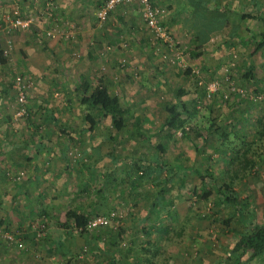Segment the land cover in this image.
<instances>
[{
    "label": "rangeland",
    "instance_id": "1",
    "mask_svg": "<svg viewBox=\"0 0 264 264\" xmlns=\"http://www.w3.org/2000/svg\"><path fill=\"white\" fill-rule=\"evenodd\" d=\"M30 1L33 3L32 5L30 2L32 10L24 12L20 9L18 0H0V44L7 56L5 63L0 61V135H12L32 141L46 136L58 139L77 138L67 151L71 164L74 163L73 174L71 173L66 182L63 177L54 175L47 178H55L54 184L80 186L83 191H80L79 196L85 201H89L88 196L94 194L96 186H99L102 192L114 193L120 186L126 190L123 197L131 198L135 188L132 178L126 176L125 170L128 166L122 158L125 155H145L159 142L165 146L164 160L167 163L172 164L175 154L182 151L183 154L194 153L193 160L185 156L183 162L199 170L209 164L214 167L216 178L223 180L224 175H220L217 169L221 160L217 157L219 153L220 156L223 155L224 148L220 147L217 135L206 133L214 143L208 146L205 153L197 152L192 140L183 137L180 130L168 139L156 132L160 122L159 113L166 101L175 99L173 89L185 87L186 93L181 97L198 109L195 119L201 118L205 122L206 119L202 115L205 116L210 107L211 115L217 122L229 119L232 121V117L237 118L243 108L246 119L240 116L235 130H238V135L244 136V139L250 136L253 128L248 119L253 120L264 108V44L255 50L261 39L258 31L264 30L263 19L244 18L239 22L232 20L226 23L223 16L211 15L210 20L201 24L202 27L206 28L220 21L221 24L210 28L205 37L202 38L199 34L198 39H195L193 31L174 32L167 28L166 6L153 1L163 10V24L167 26L171 37L169 42L157 37L143 22L141 7L133 2L117 5L109 12L105 21L99 24L95 12L104 0L88 1L86 13H67L70 15L67 16V21L62 19L63 15L60 16L59 0H53L51 5L46 3V0ZM240 1L232 0V3L236 5ZM245 2L248 0H242V3ZM70 8L77 9L75 4ZM260 8L264 10V0H260ZM15 9L22 18L29 15L33 17L27 27L13 26L9 23L11 20H3L6 14L10 19ZM133 18L139 19L141 24L137 31L130 29L127 24ZM6 24L10 26L9 31L3 28ZM48 30L51 33H47ZM140 35L144 38L143 45L149 44L147 51H134ZM48 38L57 39L61 43L60 46L48 47L44 42ZM87 51H91L92 56L87 55ZM145 52L149 53L151 61L148 62ZM18 74L28 83L26 100L23 103L17 99L13 85ZM63 74L65 81L58 80V76ZM83 75L90 78L92 85L107 83L110 92L117 94L124 104H128L131 113L139 117L141 125L149 128L147 137L132 125L134 118L129 116L126 128L119 132L111 130L109 117H101L94 129L95 140L88 139L89 135L83 133V127L87 123L84 115L93 110L89 105L81 103L73 89ZM62 83H65V86ZM258 94L261 97L255 98ZM51 112L56 120L48 119ZM196 141L198 144L202 143L201 138ZM227 160L223 159V162ZM258 167L257 175L247 178L251 180L252 187H257L259 191H238L242 199L244 194H249L248 201L254 202L256 197L260 199L264 194V162L259 163ZM20 171L22 175L17 178L16 175ZM11 172L2 179L6 187L24 185L29 178L24 169ZM191 179L199 187L198 191H203L204 185L199 182L198 176L192 173ZM230 182L232 187L237 185L240 188L246 183H237L234 179ZM152 185L157 189L158 186L154 185L153 181L143 184L149 195L152 194ZM166 187V190L171 188L170 185ZM209 187L210 185H205V189ZM121 197L115 200L112 207H106L104 204L99 213L119 211L122 215L117 225L119 228H125V223L132 222V214H137L138 209L125 206L126 199ZM180 198L185 200V203L181 204L179 211L189 213L186 209H190L196 223V235L202 233V237L207 239V257L212 258L219 254V245L222 242L219 236L221 226L216 219L220 220L221 214H230L233 205L225 209L222 200L214 203L213 196L205 199L190 191L183 193ZM210 219H213L212 222ZM36 220L39 219L35 218L30 223H36ZM199 223H205V226H198ZM108 228L109 225L99 227L95 232L97 235H105ZM6 229L16 233L12 229ZM30 230L31 236H24L23 248L12 246L0 238V249L15 254L12 255L13 260L8 261L9 264H18L16 261L19 264H41L47 259L45 257L52 256V250L57 249L49 238L39 239L32 227ZM168 230L170 229L167 228ZM200 230L204 231L199 232ZM195 242L197 243V240ZM76 243L75 238L74 244L78 254H82L77 255V258L82 259L83 263L106 264L105 253L103 256L97 255V252H92L88 246L84 248L85 242ZM202 243L201 241L200 244ZM195 248L196 245H192L193 254ZM51 260L55 264L65 263L58 257H51Z\"/></svg>",
    "mask_w": 264,
    "mask_h": 264
},
{
    "label": "crops",
    "instance_id": "2",
    "mask_svg": "<svg viewBox=\"0 0 264 264\" xmlns=\"http://www.w3.org/2000/svg\"><path fill=\"white\" fill-rule=\"evenodd\" d=\"M13 1L14 0H12V2ZM18 1V4L22 11L27 12L29 9L32 10L30 0ZM88 1L94 0H59L60 16L63 15L64 18L62 17V19H64V21H67V16H70L67 13L71 15H73L74 13L78 15L86 13ZM152 1H155L156 4L166 6L167 14L165 24L170 30L174 32L193 31L194 37V20L197 19L201 21L204 19L203 21H201V23H203L207 20H210L211 15L217 14L223 16V18L226 20L227 13L225 10H223L222 5L229 4L235 9H255L260 13L264 12V10L260 8V0H248V2L245 3H242L241 0L240 3L236 5L232 3V0ZM133 3L139 5V3L137 2ZM31 4L33 5L32 2ZM74 4L77 7L76 10L70 8V6ZM118 16L120 19H122L120 15ZM132 16H134V12H132ZM127 24L130 29L135 31L138 30V27H141V24H139V19L137 20L135 18H133V20H129ZM220 24L221 21L216 22L215 25L213 24L207 26L206 24L207 27L205 28V31L209 30L213 26H219ZM84 25H86V23ZM205 36L206 34L204 35V37ZM44 42L50 48H53V46L58 47V45L60 46L61 44L59 43L60 41L54 38H48L47 40L45 39ZM135 44H137V48L134 51L139 52H141L142 50L145 51L149 46V44H146V46L143 45L144 38L141 37V35L139 36L138 43ZM87 52H89V56H92L91 51ZM145 57L147 58L148 62L151 61L148 52H145ZM83 76L80 77V79L83 78ZM64 78V74L58 76V80L65 81ZM62 84L63 86H65V83ZM75 85L73 87L74 91ZM88 139L95 140L91 136H89ZM76 140L77 138L72 137L58 139L55 137L50 138L46 136L34 139V141H32L28 140L27 138L12 135H0L1 225L16 231V233L24 239V236L26 237V235L31 236L32 231L30 230L29 225L31 224L30 222H32L33 219L37 218L39 220L36 221L44 222L47 224L46 238H49V241H51V243H53V245H55L57 248L55 250H52L53 253L51 257H58L63 259L65 263L60 262L62 264H87L83 263L81 261L82 259H77V255L82 256V254H78V249H76V245L74 244L75 238L77 242L76 244H81L82 242H84V237L80 236V238L78 239V233L73 231L72 227L64 225V223L66 222L65 211L68 209L84 210L86 209V206H94L98 210L102 208L104 204H106V207H108V205L112 207L113 205H115V200H118L120 196H122V199H126L124 200V202H126L125 206H134L136 209H138L137 214H132V216H134V219H132L131 216L132 222L130 221V223H128L127 221V223H125L126 235L120 242V245L126 246L122 247L117 244L111 249V241L107 239V234H95L94 238L92 239L94 240V242L95 240H97L98 242L99 239H103L105 241V244L104 241H102L101 244L96 245V248H93V250L97 252V255H99L100 253H108L109 255L113 256V251H116V253L120 251L118 252V254H122L123 258L118 260L116 262L117 264H230L228 257L231 255L230 253L232 252L235 241L238 239L240 234L243 233L245 225L237 222V217L235 215L233 216V220L231 221L233 223L235 222V225L238 228L235 232L229 233V226H226L225 224H223V222L218 223L221 226L219 228V236H221L220 240L222 241L219 245V254L215 255L212 258L207 257L209 253H207V251L205 250L209 249L207 247L209 245L206 237H202V233L198 234L201 237H198V235H196L195 219L190 214V212L192 213V211L190 209H186L187 211L189 210V213L179 211V207H182L181 204L185 203V200L181 199L180 197L183 195V193L190 190L187 187H180L178 186V184L174 186L170 185L171 188L169 190H165L166 192L169 191V193L159 194L160 198H156L157 195H155V192L158 189H154V186L152 185V194L150 195L147 193L145 195L137 196L136 198V196L132 194L131 198H124L123 195L126 191L125 188L118 186L117 191L114 193L109 190V192H102V190L98 191L99 186H96V189L93 190L94 194L88 196L90 198L89 201H85L82 200V198L79 196V193H81L80 191H83L81 190L80 186L54 184L53 179L55 178L49 179L47 178L48 176L51 177L54 175L57 177H63L65 182L70 178L71 173L74 170V163L71 164V161L67 155V151L70 150L72 143H75ZM90 143H92V141ZM95 143L96 142H94V144ZM222 151L223 155L220 156L219 153L217 157V159L221 160L217 168L220 175L228 173V170L230 168L229 151H226V148H224ZM179 154L183 155V151L181 153L175 154L174 161L176 160V156ZM187 154H184V158L186 156V158H192V160L194 159V153L188 155ZM211 157H213V155H211ZM223 159L228 160L227 162H223ZM174 161L173 163H175ZM185 165L189 166L190 170L187 174L191 176L196 168L192 167L191 164ZM258 165L259 164L257 163L256 166L252 169L251 174L247 177L254 176L253 172L258 171ZM207 166L216 175L214 167L209 164L204 165L202 170L204 171ZM19 169H24L27 173V176H29L25 183H23L24 185H10L9 187L3 185L2 179L4 178V176L7 177L10 171L16 172ZM247 177L243 181H237V183L241 184L246 182L243 188L237 187V185H233L232 188H234L236 191H247L248 193L252 192L253 190L259 191L257 187H252L251 180H249ZM142 188L144 189L143 186ZM173 190L175 191L173 192ZM243 196V198L245 199L247 196L249 197V194H244ZM223 202L221 203L222 205L225 204V209L228 206H231L230 204ZM243 208L245 209V211L247 210V208L249 209V212L246 211L247 225L250 224L252 220L256 221L257 223H261L263 221L264 212V194L261 195L260 199L256 197L254 199V202L249 201L248 206ZM167 215L169 216V218ZM226 215L231 216L233 215V213L231 211L230 214ZM72 222L73 221H69L68 224ZM198 226H205V223H199ZM167 228L170 230L167 231ZM202 231L200 230L199 232ZM87 239L91 240L90 235L86 236L85 240ZM80 240L81 242H79ZM195 240H197V243L195 242ZM201 241L203 242L202 244H200ZM192 245H196L194 254L191 250ZM201 246L203 248H201ZM126 247H131L132 250L126 253V251H124V248ZM239 252L240 249L235 248L236 256L237 254H239ZM250 252L251 249H248L243 255H241L242 263L259 264V259L257 258L250 260V262L248 263L246 262V258L248 254H250ZM12 255L15 256L12 251H5L4 249H0V264H9L8 261L13 260ZM116 256L117 255H115L114 257ZM51 257H45L47 259L41 264H55L51 260ZM116 259L117 257L114 260ZM16 262L19 264L18 261ZM260 264H264V262L260 261Z\"/></svg>",
    "mask_w": 264,
    "mask_h": 264
},
{
    "label": "trees",
    "instance_id": "3",
    "mask_svg": "<svg viewBox=\"0 0 264 264\" xmlns=\"http://www.w3.org/2000/svg\"><path fill=\"white\" fill-rule=\"evenodd\" d=\"M222 6L223 10H225L227 13L226 23L232 20H235L234 22L238 20L237 22H239L244 18H261L264 20V14L260 13L258 10L235 9L229 4ZM201 21L197 19L194 20L193 28H195V39H198L199 34L202 35V38L205 34L207 35L208 30L205 31V28L201 26ZM258 32L261 35V39L259 40V45L255 46V50L264 44V30ZM87 55H89V52H87ZM6 60L7 56L4 54L0 44V61L5 63ZM75 92L77 93L81 103L89 105L93 110L92 112L88 111L84 115V119L87 123H85L83 127V133L94 137L95 126L98 124V120L101 117H109L111 130L119 132L126 128L129 122L128 117L132 116L134 118L132 125H134L138 131L142 132L141 134H144L147 137L149 128H144L141 125L139 117L131 113L129 105L124 104L117 94L110 92L106 83L99 82L92 85L90 78L83 76V78L77 81L75 85ZM185 93V87L173 89L175 99L166 101L161 108L159 113L160 122L159 125H157L156 132L168 139L171 138L173 133H175L177 130H180L183 137H187L192 140L196 151L202 153H205L208 146H211L214 143L213 139L206 135V133H209V135L216 134L219 139V145H221L220 147L226 148L229 151L230 168L228 173L223 174V180L219 181L208 166L204 171L196 168L194 170V174L198 176L199 182L204 185L203 191L199 192V187L197 184L193 183L191 176L187 174L190 169L189 166L185 165L183 162L184 154L177 155L176 160L174 161L175 163H167L164 160V154L166 152L165 146L159 142L153 145L151 147V152H147L145 155H138L136 157L125 155L122 158L123 162H125L128 166V168L125 170L126 176L132 178L133 181V186L135 188L133 194L136 196V198L137 196L147 194V190L143 189L142 186L145 182L153 181L154 185L159 187L155 192V195H157L156 198H160L159 194L169 193V191H165L167 188L166 185L174 186L178 184L180 187L189 188L190 192L199 194V196H203L205 199H208L209 196H213L215 198L214 203H218L220 200H222L230 205H233V215L229 216L226 214H221L220 220L218 218L216 219V221H219L218 223L223 222V224L229 226V233L235 232L238 229L235 225V222H231L234 215L237 217V222L245 225L243 233L240 234L238 239L235 241L232 252L230 253L231 255L228 257L229 263L243 264L241 261V255H243L248 249H251L250 254H248L246 258V262L248 263L250 260L257 258L259 259L258 263L260 264V261L264 262V212L263 221L261 223H257L256 221L252 220L250 224L247 225L246 214L249 212V209L247 208L246 212L243 207L248 206L249 197L242 199V197L239 195V192L232 188L230 180L234 179L236 181H243L251 174L252 169L257 163L259 164L262 161L264 162V108L257 116H255L253 120L248 119V121H250L252 124L253 130L250 136H246L244 139V136H239L238 130H235L238 118L240 116H244L241 118L246 119V112H244L243 108L239 111L237 118L232 117V121L229 119L228 121L223 120L217 122L215 117H212L211 115V108L205 105L206 108L208 107L209 109L208 112L205 113V116L202 115V117L206 119L205 122H203L201 118L195 119L196 116H198V109H196V107H194L187 100L182 99L181 96ZM48 119L56 120V117L51 112L48 115ZM197 138L202 139L201 144L197 143ZM115 158L118 159L116 156ZM256 173L257 171L253 172L254 175H256ZM205 185L206 187L207 185H210V187L205 189ZM98 210L94 206H86V209L84 210L68 209L65 211L66 222L64 225L72 227L73 231L78 233L79 236L84 237L83 239L86 243L84 248L88 246L87 248H90L92 252L93 248H96V245L101 244L104 240L99 239L98 242L97 240L94 242L92 239L96 234V229L87 230L85 228V223L88 218L98 214ZM115 212L117 214L119 213V211ZM210 220L212 222L213 219ZM69 221L73 222L68 224ZM44 224L45 234L41 237L37 236L39 239L47 237V224ZM108 225L109 228L106 234L107 239L111 241L112 249V247L117 244L120 246V242L125 237L126 233L124 227L119 228L118 225L114 226L113 221H110ZM103 230L104 229L101 230V234H103ZM89 235L91 240H85L86 236ZM235 248L240 249V252L237 254V256L235 254ZM131 250V247L124 248L126 253ZM118 252L116 253V251H113V256L109 255L108 253L100 254L101 256L104 254V260L107 262V264H117L116 262L123 258V255L120 253L118 254ZM115 255H117L116 260H114L116 258L114 257Z\"/></svg>",
    "mask_w": 264,
    "mask_h": 264
},
{
    "label": "built area",
    "instance_id": "4",
    "mask_svg": "<svg viewBox=\"0 0 264 264\" xmlns=\"http://www.w3.org/2000/svg\"><path fill=\"white\" fill-rule=\"evenodd\" d=\"M131 2L139 3L142 10L143 20L145 24L153 30L155 35L164 41L170 42L171 37L165 25L163 24V10L159 6L154 4L152 0H104L98 6L95 12L97 21L99 22V24L103 23L107 18L109 12L117 5ZM46 3L51 5L53 3V0H46ZM11 16L12 17L9 19V15L6 14L3 20L5 22L11 20L9 23L13 26L27 27L33 20V17L31 15L25 18L20 17L17 9L13 11ZM1 25L2 24L0 23V28ZM3 28H6V31L10 30V26H8V24H6ZM47 33H51V31L48 30ZM13 85L16 90L17 99L19 100V102L23 103L26 100V89L28 87V83L23 79L21 75L18 74L15 77ZM257 97H261V95H258L255 98ZM20 175H22V171H20L18 175H16V177L19 178ZM121 215L122 214L120 212L117 214L115 211H112L109 215H105L102 213L95 214L87 219L85 228L87 230H95L99 227L108 225L110 221H113L115 226H117L119 217ZM30 227H32V229L36 233V236L38 237H41L45 234L44 222L31 223ZM0 238H2L8 244L14 245L17 248H23L25 246L24 239L21 236L2 226H0Z\"/></svg>",
    "mask_w": 264,
    "mask_h": 264
}]
</instances>
